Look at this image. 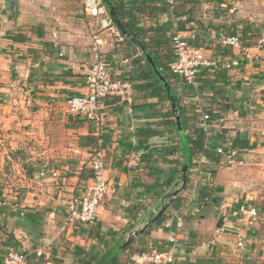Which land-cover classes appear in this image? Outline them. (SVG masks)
I'll list each match as a JSON object with an SVG mask.
<instances>
[{"label": "crops", "instance_id": "obj_1", "mask_svg": "<svg viewBox=\"0 0 264 264\" xmlns=\"http://www.w3.org/2000/svg\"><path fill=\"white\" fill-rule=\"evenodd\" d=\"M120 1L130 10L143 9L142 13L133 11L132 16L123 19L125 22L133 18L132 24L142 28L139 19L155 26L157 19L168 37L179 32L196 33L197 44L205 47L206 57L218 61L236 58L240 66L231 71L219 69L209 77L215 82V90L202 94L214 95L216 103L224 105L216 118L214 114L215 121L205 135V146L213 159L200 153L190 156L187 187L176 195L183 201L174 208L168 205L173 199L170 190L177 188L185 160L182 146L181 152L173 151L179 145L170 119L164 116L166 102L139 90L140 81L136 80L131 81V105L117 98L99 102L105 120L102 150L108 188L98 209L97 222H105L113 232L128 224L132 228L118 235L127 236L167 205L164 221L131 245L164 249L170 246L169 238L174 237L183 246L175 255L176 262L213 258L221 252L214 247L220 245L251 244L255 238H248L246 232L250 228L227 216L240 203L259 207L258 201L264 200V168L260 170L264 166V42L225 48L219 42L220 35L225 34L223 26L194 27L196 12V19L210 12L217 15L212 0L199 2L194 21L186 25L188 31L176 29V22L185 18L172 17V1H167L164 14L152 11L162 6L158 0ZM3 4L4 0H0V180L8 182L0 184V261L8 250L31 251L47 243L50 264H69L60 250V231L66 227L65 208L75 188L90 182L91 172L86 168L81 171V165L90 156L91 147L80 146L79 139L93 136V131L85 120L66 113V101L85 93V75L97 58L109 64L113 79L137 75V69L145 70L144 63L138 47L121 37L113 24L101 28L86 18L81 0H17L14 12L3 9ZM240 7L233 5L229 12L241 11ZM163 15L167 17L161 22L159 17ZM19 36H24L25 41H12ZM163 60L161 57L160 61ZM177 80L180 79L175 76L172 79ZM198 97L196 93L194 98ZM143 130H158L161 135L147 137L140 144L143 138L137 136L144 134ZM188 131H184L186 135ZM236 135L247 139L248 147L242 150L246 165L229 167L215 150L229 145ZM76 160L80 164L73 172ZM128 164L133 166L131 170L127 169ZM16 175L20 184L14 183ZM167 181L170 185L164 187ZM145 186L159 187L163 195L153 198L146 194ZM203 188L208 197L199 203L197 191ZM14 207L21 214L14 216ZM134 207L139 210L130 215L128 210ZM174 212L178 216L172 218ZM117 219L115 226L113 221ZM112 231L100 233V238L109 240ZM224 231L229 233L223 234ZM69 233L65 236L68 241L72 239ZM211 238H215L216 246L199 245ZM191 239L187 252L184 245ZM251 250L247 245L245 253ZM77 255L80 259L76 257L73 264H81L84 259L82 254ZM132 255L122 251L114 264H130Z\"/></svg>", "mask_w": 264, "mask_h": 264}, {"label": "built area", "instance_id": "obj_2", "mask_svg": "<svg viewBox=\"0 0 264 264\" xmlns=\"http://www.w3.org/2000/svg\"><path fill=\"white\" fill-rule=\"evenodd\" d=\"M118 2V0H112ZM82 11L86 18H90L93 24L101 28L112 26L106 8L101 0H81ZM103 17V18H100ZM196 33L179 32L171 37L173 61L169 64V72L179 78L183 84L195 91L198 90L199 81L203 77L214 75L217 70L231 71L238 69V59L226 61L213 60L205 56L203 45L195 46ZM220 45L225 48H239L240 39L235 35H220ZM249 58V55H245ZM85 93L73 96L66 101V113L71 118H82L92 126L95 137L94 147L88 159L82 162L81 171L85 168L92 174L89 183L77 186L74 194L69 199L65 208V226H88L97 222L98 209L107 192L108 183L104 177L105 164L103 155V135L105 120L100 111L99 102L105 98H117L127 105L133 103L134 88L127 78L113 79L110 75L109 64L99 58L91 65L84 78ZM200 128L207 136L213 121L210 114L206 113L199 119ZM216 154L229 167H241L246 165L242 150L225 144L218 147ZM132 165L128 164L127 169L131 170ZM178 212L171 214L174 218ZM233 219L240 226L256 225L264 217V209L240 203L227 216ZM170 246L167 250L157 251L149 249L147 252L134 254L130 258V264H171L175 262V255L183 248L174 237L169 238ZM202 247L211 248L216 246L215 238L201 244ZM49 245L43 243L31 251L8 250L0 264H30L31 261H41L50 264ZM239 251L244 248V243L236 244Z\"/></svg>", "mask_w": 264, "mask_h": 264}, {"label": "rangeland", "instance_id": "obj_3", "mask_svg": "<svg viewBox=\"0 0 264 264\" xmlns=\"http://www.w3.org/2000/svg\"><path fill=\"white\" fill-rule=\"evenodd\" d=\"M213 1V6L214 10L217 12V15H213L209 9V14L206 16H201L200 18H197V12L195 21L193 23L194 27L195 26H200L201 28L205 27H210L213 28V26L218 25V26H223L225 29L223 30V33L229 34V35H235L237 36L242 45L254 43L257 41H262L264 42V0H231L229 3L227 0H212ZM151 4H156L152 2ZM240 4L241 5V11H236V12H229V10L233 7V5ZM152 15V14H150ZM167 16H161L159 19L162 22L163 18H166ZM142 28H147V27H154V29H158L160 31V24H158L157 19L155 22L157 25L155 26L153 23L148 22L146 19H139ZM160 22V23H161ZM172 22V21H171ZM174 23V21H173ZM159 25V26H158ZM176 26V25H175ZM170 27V26H169ZM168 31L170 28H167ZM117 33L119 34L118 30L116 29ZM172 36V35H171ZM174 87L181 91L183 94H186L185 97H180V92L177 91L180 102L179 104L181 106H184L187 108L186 113L190 114L188 115V118H192L191 114H196L197 117H195L194 121L187 123V127L189 129L188 133H191L194 128H197L196 126H199V119L202 115L208 113V114H215V118L217 117V114H219V109H223L224 105L221 103H216L217 99L214 95H204L205 93H211L209 90H205L204 94L199 93L198 98H194L196 95L195 91H190L189 88H185L184 85L180 80H177L173 82ZM165 102V101H164ZM220 105V107L218 106ZM166 109L168 108V102H166V105H164ZM197 106V107H196ZM196 110V112H194ZM214 118V121H215ZM182 124V123H181ZM183 128V124H182ZM183 132V137L179 134L178 130L176 129V135L178 139L180 140V147L183 145L182 141L186 143V146H188V140L187 136L184 132V129H182ZM188 153H189V147H188ZM189 160V165H190V154L188 156ZM80 162L76 160L74 163V170L73 172H76L78 170ZM184 165V164H183ZM264 168V166H261L260 170ZM264 172V169H263ZM4 179V178H1ZM264 177H262L261 180V186ZM15 182L17 184H20V177L19 175L15 176ZM8 180L5 179V181L0 180V184L7 183ZM181 183L179 182L177 185V188L180 189ZM176 188V189H177ZM175 189V190H176ZM177 189V190H178ZM175 190L172 188L170 191L173 193ZM182 190V189H180ZM264 192V191H263ZM262 192V193H263ZM261 193V194H262ZM262 196V195H261ZM2 197V192L0 191V198ZM264 198V195H263ZM15 202V201H14ZM257 204H260V210L262 211L264 209V200L258 201ZM16 208V207H14ZM14 216L15 214H21V211L19 209H14L13 210ZM58 216V215H57ZM119 219L114 220L113 223L115 226L118 225ZM64 223V222H63ZM216 224V223H214ZM123 229H120L117 227L116 229H120V231L113 232L112 229H109L107 227V224L103 221L97 222L96 226H75L71 228V230L67 229V227H64L62 231H60V239L59 240V246L61 253L66 257L65 259H68L67 262L69 264H73L74 260L76 257L80 259V256L78 257L75 256L76 253H78V248L81 249L82 251V256L81 258L89 257L90 255H93L97 252H100L96 258V260L92 264H109L114 258L118 257L120 253L125 249L124 244L127 240V236H118L122 231L124 230V233H126L131 227L126 225H122ZM233 226H235L233 224ZM233 226H229L230 228ZM238 227V226H237ZM247 236L248 238H251L253 236L255 238V241L250 243L245 242L244 248L242 250L244 251H239L236 248L235 245H230L232 248H234V251L231 250V247H227L228 245H220L221 247H215L216 250H220L221 252L218 255L219 260L216 259V262L218 261L217 264H247V262H254L255 264H264V217L256 224L252 226H247ZM96 228V229H94ZM215 228V226H214ZM234 228V227H233ZM97 232H95L94 230ZM103 230V232H107V230L112 231L113 233L109 235V240H105L102 238V240H99L101 237L100 233L103 234L100 230ZM70 231L69 235L72 237L70 241L66 239V234ZM229 232L224 231L223 234H226ZM118 236V237H117ZM213 236V235H211ZM212 239V238H211ZM210 239V240H211ZM252 239H250L251 241ZM209 241V240H208ZM207 242V241H204ZM79 244H82V247H80ZM250 247L252 249L251 251H248V253H245V249ZM62 248V249H61ZM225 248H229V250H226ZM141 250V247L139 246H133L130 245V247L127 249L128 255L129 253L132 254H137L138 250ZM249 250V249H248ZM124 252V251H123ZM214 252V251H213ZM75 254V255H74ZM248 254V256L246 255ZM124 256V253L121 255V257ZM123 260V259H122ZM124 260L125 257H124ZM77 262V261H75ZM79 264V262H77ZM127 263V261H126Z\"/></svg>", "mask_w": 264, "mask_h": 264}, {"label": "trees", "instance_id": "obj_4", "mask_svg": "<svg viewBox=\"0 0 264 264\" xmlns=\"http://www.w3.org/2000/svg\"><path fill=\"white\" fill-rule=\"evenodd\" d=\"M115 8V11L118 15L119 20L121 21L123 27L132 35L135 37V39L137 40L138 44L140 45V47H142L146 53H148L154 60L156 66L159 68V70L164 74V76L166 77V79L169 82V85L171 87V91L176 99V108L178 110V115L180 118L181 123L183 124V129L184 131L188 130L187 128V122L188 121H194L195 114L192 115V118H187L186 117V112L184 110V108L179 104L180 102V98L179 95L177 93L176 88L174 87L173 81L172 79L174 78V76L169 72L168 67L169 64L173 61V55H172V44H171V37H168L165 33H164V26H160V31L158 29H154V27L151 28H137L135 26V24H132L133 22V18L131 20H128L127 22H125L123 19L128 17V16H132L133 15V11L137 10V12L139 11L140 13L143 12V9L141 8H131V10L129 8H125L123 3L118 0V2H114L112 0H110ZM159 4L162 5L160 8L159 7H155L154 9H152V11H154V13H161L164 14L166 12V8L165 6L167 5V1H172L173 3V7H172V17L175 19H182L183 17L185 18L184 20H178L176 22V29L179 31H188L189 28H186V25H188L189 23L193 22L194 20L192 19L193 17V13L195 11L196 6L199 4V2L201 0H158ZM134 5V4H133ZM134 7V6H132ZM132 24V25H131ZM223 33V32H222ZM227 35V34H224ZM121 37H124L121 35ZM13 42H24L25 41V37L24 36H19V37H13L11 38ZM198 40L196 39L195 42V46H199L197 44ZM140 50V48H138ZM141 53V60L144 63V67L145 70L144 71H140L139 69H137V75H133L131 77H128L129 81H140V84L137 86L139 90L141 91H145L146 93H148L149 97L152 98H157L158 100H162L165 102H168V98L162 88L161 83L157 80V78L155 77L154 73L152 72L151 68L147 65V63L144 60L143 54ZM164 57L163 61H160V58ZM183 84V82H182ZM215 82H213L211 80V78L207 77V78H201V80L199 81V87L198 90L195 91L187 86L184 87L185 88H189L190 91H195L196 93H202L205 90H215V86H214ZM181 97V96H180ZM116 99V98H115ZM117 101V100H116ZM165 117H167L168 119H170V125L172 126V129L175 131L176 133V127H175V123H174V116L173 113L171 111L170 108V104L168 102V108L166 109V112L164 114ZM212 117V119H214V114L210 115ZM197 128H194L192 130L191 133H188L187 136V140H188V144H189V151H190V156L195 155L196 153H200L202 155H204L206 158L208 159H213V157L208 154L207 152V147L205 146V134L202 131V129H200L198 126H196ZM142 135L137 136L138 138H143L142 141L139 140L140 144H144L145 140L147 139V137H152V136H160L161 133L157 130V131H150V130H143ZM178 139V137H177ZM94 143H95V137L94 136H83L79 139V145L80 146H86V147H91V151L94 147ZM247 139L244 137H240L238 135H236L230 145L238 148L240 150H245L247 149L248 145H247ZM178 145L179 148H174V152L178 151L181 152V147H180V141L178 139ZM191 167V164H190ZM189 167V168H190ZM92 176V174H91ZM90 176V177H91ZM187 182H188V176L186 179V184L184 185V187L182 188V190H185L187 187ZM170 185V182L167 181V183L164 184V187H168ZM161 187V186H160ZM159 187H152V186H145V191L147 195H150L151 197H155V198H160L163 194L162 191L159 190ZM152 192V193H151ZM208 197V194L206 192V189H200L197 191V197H196V201L199 203H202L203 201H205V199ZM183 201V199L180 196H176L175 198H173L171 200V203L168 204L169 206H171L172 208L178 206L181 202ZM165 206V205H164ZM137 210H139V208L134 207L133 209L128 210V212L130 213V215H135ZM165 219V212L158 218V220L149 228H147L144 232V234H146L148 232V230L151 227H157L158 225L161 224V222H163ZM132 228V226H131ZM99 240H102V238H99ZM202 242H199V245H201ZM191 244H192V239L190 241H188L184 246H185V251H189L191 248ZM130 247V245L128 247H126L123 251H127V249ZM215 248V247H214ZM149 249H155L157 251H164L167 250V248H160L159 246H156V248H149ZM149 249L147 248H141V250H138V253H142V252H147ZM226 250H229V248H225ZM232 250V248H230ZM101 252V251H100ZM100 252H97L93 255H90L89 257H86L84 259H81V264H92L98 254ZM218 252V251H217ZM78 253H82L81 250H78ZM219 254V252H218ZM130 255V253H129ZM216 259L219 260L218 255L214 256L213 258H208V259H197L193 262L189 261L188 259H184L182 262H175L171 263V264H217L218 261L216 262ZM117 258H114L109 264H114L116 263ZM30 264H46L45 262H41V261H31ZM247 264H255L254 262H247Z\"/></svg>", "mask_w": 264, "mask_h": 264}, {"label": "water", "instance_id": "obj_5", "mask_svg": "<svg viewBox=\"0 0 264 264\" xmlns=\"http://www.w3.org/2000/svg\"><path fill=\"white\" fill-rule=\"evenodd\" d=\"M103 6L106 8L109 18L112 22V24L116 27V29L122 34V36H124L126 39L129 40V42H131L133 45L137 46L138 48H140V51L143 54L144 60L147 63V65L151 68L152 72L154 73L155 77L157 78V80L161 83L162 88L168 98V102L170 104V108L171 111L173 113L174 116V121H175V126L176 129L178 130L179 134L183 137V132H182V124L178 115V110L176 108V99L171 91V87L169 85L168 80L166 79V77L164 76V74L159 70V68L156 66L153 58L146 53V51L140 47V45L138 44L137 40L135 39L134 36H132L122 25L121 21L118 18V15L115 11L114 5L110 0H101ZM16 2L17 0H4V4H3V9H5L6 11H15L16 9ZM183 145V152H184V160L185 163L184 165H182L181 167V187L180 189H182L184 187V185L186 184V179H187V172L189 169V160H188V146H186V143H184L182 141ZM180 189L176 190L175 192H173L171 194L170 197L174 198L178 192L180 191ZM167 209V205L163 206L159 212L149 221H147L146 223H144L143 225L136 227L134 230H132L131 232H129V234L127 235V240L124 244L123 247H128L129 245H131L133 243V241L139 237L140 235H142L145 230L147 228H149L150 226H152L157 220L158 218L164 213V211Z\"/></svg>", "mask_w": 264, "mask_h": 264}]
</instances>
